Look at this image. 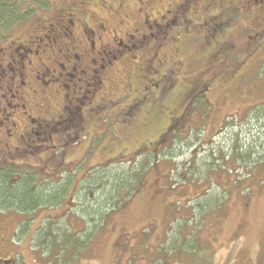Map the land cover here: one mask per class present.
<instances>
[{
	"label": "rangeland",
	"instance_id": "1",
	"mask_svg": "<svg viewBox=\"0 0 264 264\" xmlns=\"http://www.w3.org/2000/svg\"><path fill=\"white\" fill-rule=\"evenodd\" d=\"M45 1L44 6L33 5L35 10L23 22L15 25L8 33L9 37L2 40L0 45L27 37L33 30L38 31L45 21L53 20L67 7L73 11H85L86 21L93 24L97 18L103 17L102 10L119 3V0ZM145 1L147 2L120 1L129 12H133L135 8V28H139L141 32L142 13L137 8L140 7L143 10L141 12L151 13L155 17L170 8L160 0ZM231 1L219 0L209 10L212 14H217L222 8H229ZM203 7L204 2L199 1L196 12L186 13V16L196 23L200 22L205 12ZM255 7L257 5L253 3L244 7L242 14L224 27L227 31L225 39L231 41L227 43L231 45V49L226 53H217L218 46L215 47L213 41L219 36L217 32L211 31V34L210 29H195L196 26H193L186 35H178L176 27L169 31L165 40L167 44L161 51L165 61L159 65V74H162L168 63L180 59L185 66L184 72L190 76L197 75V80L209 79L204 95H198L192 107H189L188 117L186 116L191 119L190 123H186L189 126H181L180 131L167 135L160 146L155 147L161 149L158 156H142L152 150L146 149L131 160L124 158L117 164L104 162V157L108 153L112 154L118 147L117 144H106L116 141V126L109 119H105L104 123L96 120V113L90 111L93 106L87 103L89 99L92 101V96L94 100L104 95V90L97 88L94 94H89L87 92L92 91V87L84 88L80 98L86 105L81 111L86 119L87 139L64 147L65 161L71 162L67 168L75 165V172L70 177L65 173L57 178L69 183L70 187L73 181H82L83 176L79 173L82 169L84 172L88 171L86 180L82 181V185L79 184L74 194L73 203L77 202L78 206L67 214L49 210V214L53 215L60 212V218L58 221L48 220L44 223L47 232H50L39 230V240L36 241V238L34 241L21 243L19 237L12 239L11 243L15 245L2 250L1 255L6 251L14 254L19 252L24 255V261L18 255L14 263L8 264H78V261L81 264H264V13L254 24ZM108 14H113L109 19L112 27L119 20H124L126 27L130 26L128 24L131 20L126 19L122 13L110 10ZM248 28L260 31L257 39L250 36L252 32L249 33ZM19 54H23V51L19 50ZM48 59L44 57L43 62L51 67ZM33 63L36 62L33 61L32 65ZM25 65L30 67L26 63ZM32 68L37 69L35 65ZM225 71L233 72L230 77H221ZM139 74L135 79L136 94L149 84L148 79L144 78L145 75L149 77V73L143 71ZM46 79L53 81L48 76ZM18 80L20 78L15 77L16 83ZM34 80L36 82H32L31 88L37 92L30 93L28 86L19 88L23 97L20 103L27 106V103L30 104L25 111L32 117L45 116L42 111L48 108L40 106V103L44 97L51 95V91L56 92L52 96L54 102L63 94H67V99L70 100L73 99L71 90H78L80 93L79 87L81 89L83 85L77 83L78 80L67 82L62 78L45 84L41 80ZM64 83L70 87L61 89V84ZM152 83L145 90L150 97V91L158 88L154 87V81ZM178 85L179 92L171 96V101L168 102L171 103L169 110L174 113H181L189 102L186 89L190 84L181 80ZM3 92L4 90L0 91V111H4L10 101L4 99L1 95ZM206 98L211 103L209 107H203ZM6 112L12 115L8 114L9 121L17 119L18 128L21 133L26 134L24 129L27 128V114H23V110L19 108H9ZM149 123L153 128L150 133L127 132L125 147L130 149L136 141L140 143L146 138H156L159 135L160 127L166 123V116L160 108L153 111V119ZM11 129L15 132V126ZM99 132L101 134L96 137ZM58 134L60 135L59 131L55 135ZM73 138L76 139V136ZM40 139L42 137L38 136V140ZM38 140L26 139V142L32 148L37 142L43 143L49 146L48 151L53 157L60 159V153L63 152L61 147L53 152L52 146L61 145V140L56 139L50 144L48 141ZM73 141L75 140H71ZM28 149L31 150L30 147ZM238 154L249 157H240ZM46 155V151H36L24 161H15L31 165L32 169L40 171L45 165ZM143 161V173L135 183V191L123 202L116 204L117 183L132 182V172L137 169L139 171ZM53 167V163L48 165V169ZM45 172L46 170L42 173L40 171L41 177ZM48 186L51 187L52 184ZM57 186L62 191L66 187L61 182ZM67 191L65 189L64 193ZM124 194L123 188L119 192V198ZM86 196L88 200H81V197ZM65 197L66 195L63 196L62 203ZM67 201L70 202L71 198ZM93 205L107 206L101 216L95 218L93 214L88 215L93 212L87 211V207L91 208ZM10 206L0 207V216L9 218L10 214L14 215L16 210H12ZM7 209H11L8 210L9 213ZM41 213H38L37 220L41 219ZM20 219L19 215L18 220ZM7 221L11 227L13 221ZM38 224L35 222L32 225L29 234Z\"/></svg>",
	"mask_w": 264,
	"mask_h": 264
},
{
	"label": "flooded vegetation",
	"instance_id": "2",
	"mask_svg": "<svg viewBox=\"0 0 264 264\" xmlns=\"http://www.w3.org/2000/svg\"><path fill=\"white\" fill-rule=\"evenodd\" d=\"M120 1L118 4L112 5V8L102 10L101 15L103 17L97 18V21L93 24L86 21L85 11H73L67 7L53 20L45 21L38 31L33 30L34 32L27 37L16 39V41H11L4 46L0 45V91L4 90L3 93L6 94V97L3 93L1 95L4 99L10 100L5 106L6 109L0 111V179H3L8 186H16L19 182L28 181L34 176L30 186L32 190L38 191L48 186V184H52V189H55L59 187L57 185L60 180L57 178L61 174L67 173V176L70 177L75 172V165L72 168H67V165H70L71 162L65 161L66 152L63 150L64 147L72 145L71 143L76 144L78 140L87 139L85 133L86 119L81 111L86 105L80 98L86 87H92L90 88L92 91L87 92L89 94H94L97 88L104 90V95L98 99L94 98V100V96H92V101L89 99L87 103L93 106L90 111L96 113V120L104 123L105 119H109L114 127L116 126V141L114 143L107 142L106 144H117L118 147L115 148L112 154L108 153L104 157V162L117 164L124 158H136L140 152L146 149H152L148 151H161V149L158 150L155 147H159V144L167 135L169 136L173 131H180L181 126L191 122V119L187 118L189 107H192L193 101L198 95H204V91L208 86L207 79H209L197 80V75L190 76L189 73L184 72L185 66H183L180 59L168 63L162 74H159V65L165 61L161 51L167 44L165 40L169 31L176 27L178 35H186L193 26H196L195 29H198V27H204L205 30L210 29L209 32H217L219 36L218 39L213 41L215 47L218 46L217 53H226L231 49V45H227L231 41L225 39L227 31L224 27L235 21L242 14L243 8L250 6L252 3L257 5L254 9V24L264 13V0H232L229 8H222L217 14H212L209 8L216 6L219 0H160L161 3L165 2L166 6H170V8L163 10V13L157 17L148 12H141L143 10L140 7L137 8L142 13L141 27L143 32H141L139 28H135V8L133 12H129ZM199 1L204 2L203 10L205 12L202 14L200 22L196 23V21L189 19L186 13H195L199 8ZM141 2L147 1L141 0ZM110 10L125 15L126 19L131 20V23L128 24L130 26L126 27L124 20H119L115 23V27H112L109 19L113 14H108ZM107 20L110 22H107ZM247 30L249 33L252 32L250 33L251 37L258 38L260 31H254V28H248ZM211 34L210 37H212ZM19 50H22L23 54H19ZM44 57L49 58L48 63L51 64V67L44 64ZM33 60L36 62L33 65L37 69L32 68ZM24 62L30 67L27 68ZM143 71L149 73V77L146 75L144 77L148 79L149 84H147V87L152 86L153 81L155 82L154 87H158L156 90L150 91L151 97L145 91L147 87L139 90V94L135 93V79ZM232 72L225 71L221 77L224 75L230 77ZM47 76L53 81L46 79ZM76 76L83 78H77ZM15 77L20 78L17 83L14 81ZM33 77L41 80L40 82L44 84L54 83L62 78L67 82L78 80L77 83L83 85L81 89L79 87L80 93L78 90H71L73 99L70 100L67 99V94H63L57 102H54L52 96L56 92L51 91V95L44 97L40 103V106L48 108L42 111L45 116L36 115V117H32L25 111L30 104L27 103V106L25 103H20L23 97L19 88L28 86L30 93L37 92V90L31 88L32 82H36ZM27 80H30V82H27ZM181 80L190 84L186 89L189 94V102L180 111L181 113H174L169 110L171 103L168 104V102L171 101V96L179 92L178 84ZM65 87L69 88L70 85L61 84V89ZM205 102L206 104L202 103L203 107L211 105L208 98L205 99ZM9 108H19L23 110V114H27V128L24 129L26 134L21 133L16 122L17 119L9 121L8 117L12 116L6 112ZM152 108H154L153 111L160 108L161 112L164 113L166 116L165 126L160 127V133L156 138H146L140 143L136 141L128 149L124 145L128 133H136L137 131L150 133L153 131L149 123L153 119ZM12 126H15V132L11 129ZM58 131L60 135L56 136L55 134ZM78 132L81 134L78 135ZM101 132L97 133L96 137ZM38 136H41L42 139L38 140ZM75 136L76 139L73 138ZM4 139L7 140L4 141ZM26 139L48 141L49 144L55 142L56 139L61 140V145L52 146L54 147V149L52 148L53 152L61 147L63 152L60 153V159L49 153V146L35 142L36 145L32 148L26 142ZM71 140L75 141L71 142ZM29 147L31 150L28 149ZM32 149H36L37 152L46 151L45 165L40 168L41 173L46 170L42 177L40 171L32 169L31 165L20 164L15 161V159L24 161L34 154L36 151L33 152ZM40 162L43 161L40 160ZM50 163L54 164L52 169H48ZM15 170L20 174H15ZM87 172V170L84 172V169L79 172L83 176L82 181L86 180ZM80 182L73 181L72 185L66 188V191L68 188L69 190L65 194L66 197L63 203L62 200L58 202L60 194L56 191L53 194L52 202L54 203L52 204L39 201L30 208H19L12 205L10 206L11 209L16 210L14 215L10 214L9 218H6L5 215L0 216V264L14 263L18 255L24 261L22 253L16 252L14 254L6 251L1 255V252L5 248L15 245L11 243L12 239L15 240L19 237L21 243L34 241L36 238L37 241L39 240L38 236H40L38 235L39 230H41L40 232H50H47L48 229L44 227V223L48 220L58 221L60 212L53 215V213L49 214V210H57L67 214L68 211L71 212L74 207L78 206L76 205L77 202L73 203V199L77 187L82 183ZM70 198L71 201L68 202L67 200ZM47 205L52 206L47 207ZM0 207H6V205H0ZM11 209H7V212ZM40 212H42L41 219L37 220ZM19 215L21 216L20 221L18 220ZM7 220L13 221L11 227ZM35 222H38L39 226L29 234ZM71 226L75 227L74 224ZM24 229H26L25 233ZM40 241L42 240L40 239ZM29 252L32 254L30 249ZM77 263L81 264L80 261Z\"/></svg>",
	"mask_w": 264,
	"mask_h": 264
},
{
	"label": "trees",
	"instance_id": "3",
	"mask_svg": "<svg viewBox=\"0 0 264 264\" xmlns=\"http://www.w3.org/2000/svg\"><path fill=\"white\" fill-rule=\"evenodd\" d=\"M46 3L45 0H0V41L9 37L10 30L17 24H20L23 22L25 17L29 16L31 12H33L35 9L33 8V5L44 6ZM166 148V147H165ZM141 153V152H140ZM139 153V154H140ZM159 151H149L145 152L144 155H152V156H158ZM237 153V152H236ZM149 155L146 156L149 158ZM240 157L248 158L249 155H241L238 154ZM131 160V159H130ZM131 162V161H128ZM132 163V162H131ZM143 163H141L139 171L135 170L133 171V179L132 182L127 181L117 183V187H115L117 191L118 198H116V204H120L123 202L131 192L135 191V183H137L143 173ZM122 176V175H119ZM34 177V176H33ZM33 177L30 178L28 181L24 180L22 182H19L16 186L12 185L11 187L8 186V184L3 181V179H0V205H15L19 208H30L31 206L35 205L39 201H46L49 204H52L53 200V194L57 191L58 194H61L60 186L55 189H52L50 186H45L43 189L40 190H32L30 188L31 181H33ZM135 178V180H134ZM63 180V179H62ZM60 180L61 183L65 184L66 187L63 189L62 194L60 195V200H62L63 196H65V189L69 186V183L63 182ZM144 180V179H143ZM135 181V182H133ZM82 182V181H81ZM80 182V183H81ZM82 185V183L80 184ZM140 185H143V182H140ZM124 188L125 194L122 198H119V192L121 189ZM82 199H87L86 197H81ZM56 200V199H55ZM88 200V199H87ZM85 201V200H84ZM59 202V201H58ZM52 206V205H47ZM94 206H96L94 209ZM107 205H93V207H87L88 213L93 214V217H99L101 216V213L103 212L104 207ZM85 208V207H84ZM98 209V210H97ZM96 212H95V211ZM95 212V213H94ZM92 222V221H91ZM94 223V222H93Z\"/></svg>",
	"mask_w": 264,
	"mask_h": 264
},
{
	"label": "bare ground",
	"instance_id": "4",
	"mask_svg": "<svg viewBox=\"0 0 264 264\" xmlns=\"http://www.w3.org/2000/svg\"><path fill=\"white\" fill-rule=\"evenodd\" d=\"M34 61V60H33Z\"/></svg>",
	"mask_w": 264,
	"mask_h": 264
}]
</instances>
